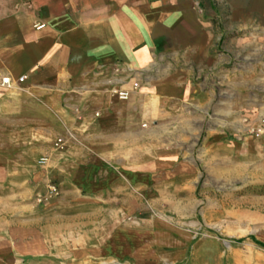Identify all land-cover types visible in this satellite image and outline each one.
<instances>
[{
  "label": "crops",
  "instance_id": "crops-1",
  "mask_svg": "<svg viewBox=\"0 0 264 264\" xmlns=\"http://www.w3.org/2000/svg\"><path fill=\"white\" fill-rule=\"evenodd\" d=\"M248 80L264 0H0V264H264L144 217L190 173L184 112L246 110Z\"/></svg>",
  "mask_w": 264,
  "mask_h": 264
},
{
  "label": "rangeland",
  "instance_id": "rangeland-1",
  "mask_svg": "<svg viewBox=\"0 0 264 264\" xmlns=\"http://www.w3.org/2000/svg\"><path fill=\"white\" fill-rule=\"evenodd\" d=\"M246 90L248 109H233L227 118L213 110L184 112L183 145L164 147H179L190 173L182 185L170 174L160 186V206L144 209L145 218L159 216L170 233L214 253H264V80H248ZM220 259L227 263L230 256Z\"/></svg>",
  "mask_w": 264,
  "mask_h": 264
},
{
  "label": "built area",
  "instance_id": "built-area-1",
  "mask_svg": "<svg viewBox=\"0 0 264 264\" xmlns=\"http://www.w3.org/2000/svg\"><path fill=\"white\" fill-rule=\"evenodd\" d=\"M37 29H40L41 27H36ZM23 78H20L17 82H22ZM1 85L3 87H10L12 85V81L10 78H4L1 81ZM115 95H117V97L121 100H126L128 98V93L127 92H113ZM58 143L60 144L61 141H58ZM59 195L58 189L57 187L50 183L47 185V194L45 196L41 195V196H37V202L41 203L42 201H45L47 198H52V197H57Z\"/></svg>",
  "mask_w": 264,
  "mask_h": 264
}]
</instances>
